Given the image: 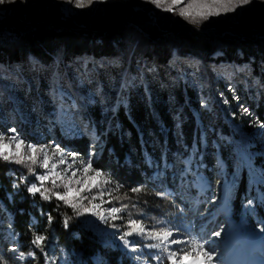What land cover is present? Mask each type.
<instances>
[{
	"label": "trees",
	"instance_id": "obj_1",
	"mask_svg": "<svg viewBox=\"0 0 264 264\" xmlns=\"http://www.w3.org/2000/svg\"><path fill=\"white\" fill-rule=\"evenodd\" d=\"M55 19L57 21L54 22L60 24L59 18ZM261 20L248 27L236 26L206 32L181 26L168 34L148 23L143 24L146 33L126 23L91 32L56 28L44 22L24 30L25 33L16 41L0 46V66L5 71L13 70L16 66L26 71L31 61L44 66L41 73L34 72L25 77L26 80L32 78L33 88L37 81L42 88L39 96H47L49 78L55 68L63 71L75 60L85 57L93 59L88 64L89 72L93 74L88 86L92 90H100L94 97V103L85 107L84 115L95 136L102 141L93 170L99 169L104 177L111 178V183L95 187L81 198L73 196L60 201L54 193L63 194L74 184L57 179L49 171L48 179L38 185L40 191L50 197L45 200L40 193L34 195L28 191L34 175L42 172L36 163L25 160L22 155L9 156L10 160L19 159L21 163L0 158V205L4 208V212L0 209V264H48L56 246L73 251L79 264L89 261L98 250L108 258L109 264H118L117 255H106L104 238L87 223L89 211L95 203L108 201L127 210L119 218L108 219L104 225L117 230L120 236L133 226L130 224L133 220L151 228L161 221L178 218L188 222L194 214L207 213L205 203L198 206L195 213H190L187 202L179 193L168 194L167 189L173 188L171 172L183 169L181 162L187 158L192 166L198 165V172L212 179V171L207 167L213 166L217 156L213 141H217L219 155L225 160L229 171L231 192L228 198L233 216L238 220L243 203L249 200L254 191L243 166L237 177L226 145L229 139L235 143L239 139L237 126L241 122L238 118L231 119L226 108L217 100L211 103L209 111L204 110L199 98V93L203 94L204 91L197 88L190 78L194 67L180 68L174 61L184 59L199 62L201 66L247 68L251 72V79H258L257 86L264 88V25L261 26L264 19ZM27 86L30 85L24 82L21 89ZM118 86L122 87L118 94L119 103L113 105L108 97L110 88ZM13 90L22 102H34L32 96H25L14 85ZM237 92L241 98H245V105L256 123L264 124L263 100L259 99L256 103L249 91L238 88ZM105 105L116 107L111 109L106 120L102 114V106ZM244 128L248 127L244 125ZM205 134L209 136L211 157L200 152ZM89 139L87 135L65 138L59 129L56 130L57 145L83 159L89 154ZM28 142L50 146L51 140L36 141L33 137H27L24 144ZM258 151L254 149L253 153L258 155ZM175 153L180 154V163L175 161ZM199 156H202L200 161ZM254 161L256 165L263 164L262 159L255 158ZM10 169L15 172V179L6 176ZM156 170L163 172L162 177L160 174L154 176ZM137 187L143 190L133 192L132 189ZM207 197L208 193L203 195L204 200ZM262 207L264 204L258 207V211L264 221ZM45 213L54 218L52 223L48 222L49 215ZM32 217L37 218V225L32 224ZM217 221L213 232L218 231L224 223L221 217ZM6 231L12 235L7 241L3 238ZM36 236L45 239L40 246L36 245V259L32 261L27 254ZM132 240L141 242L139 238ZM11 245L17 247L18 253H25L20 262L9 253Z\"/></svg>",
	"mask_w": 264,
	"mask_h": 264
},
{
	"label": "rangeland",
	"instance_id": "obj_2",
	"mask_svg": "<svg viewBox=\"0 0 264 264\" xmlns=\"http://www.w3.org/2000/svg\"><path fill=\"white\" fill-rule=\"evenodd\" d=\"M35 2V6H29L26 10H21L18 4L14 8H10V4H7L8 7L4 6L0 9V40L12 43L22 37L25 33L24 30H29L34 28L35 25L44 22L51 23L56 28H77L91 32L104 31L122 23H126L141 32H146L143 24L148 23L158 29V31L168 34L181 26H189L206 32L214 29H229L236 26L248 27V25L257 24L259 20L264 19V0H252L251 4L238 8L235 12L222 13L219 16L212 15L207 19H203L197 13L215 11L221 9L223 5L216 2V0H181L173 11H163V7L172 5V0H162L161 7H156L149 0H128L125 3L100 4L93 11L83 14H76V12V15L66 18L63 16L59 5H52L47 0H37ZM186 5H191L187 11L192 13L187 18L179 15L180 9L185 8ZM55 17L59 18L60 24L54 22L57 21ZM69 21L71 22L67 24ZM5 27L9 28L10 35L4 34ZM2 45H6V43L2 44L0 42V46ZM91 61H93L92 58L85 57L82 60H75L66 66L63 71H57L55 68L49 78L47 96H39L42 88L39 87L37 81L34 82L35 88H33L31 87L32 78L28 80L25 78L31 76L34 72L41 73L45 69L40 62L31 61L29 64L30 68L26 71L19 66H16L13 70L5 71L4 67L0 66V134L4 136L3 141H0V152L14 157L22 155L25 160L31 162L32 160L29 159L28 155L33 152L29 145L34 146L37 149L34 154L36 156V165L46 174L50 171L49 173H52L57 179H62L60 177L63 174L69 175L72 174L71 172H75L76 169L80 170L82 165L89 159H92L94 163L97 159L98 150L102 146V141L95 136L93 128L84 115L85 107L94 103V97L100 90V88L92 90L88 86V82L93 76L89 72L90 69L88 67ZM174 63L180 68L194 67L193 75H190V78L197 88L204 91L203 94L199 93L201 106L204 110L209 111L211 103L217 100L226 108L231 119L238 118L241 122L237 126L240 133L239 139H237L236 143L229 139L226 145L237 177L240 176L242 166L246 172H248V169L250 170L253 176L250 180L254 191L249 200H245L243 203L242 212L238 220L233 216V212L231 217L228 216L226 218L224 215L228 213L229 207L232 209L228 198L231 192L230 177L226 162L219 155L220 147L217 141H213V145L217 149L214 164L210 168L207 167L208 170L212 171V179L207 178L200 172H196V167L190 168L189 164L191 162L189 159L181 162L180 154L175 153V161L181 162L183 169L171 172L170 176L173 184L171 193H179L183 201L187 202V208L190 213H195L198 206L204 203L207 213L194 214L188 222L180 221L178 218L172 221H161L151 228L144 226L143 222H139L138 224L143 226L145 230H149L148 234H145L147 237H153L159 233V237L154 239L137 235L136 233L139 232V229L136 225L131 226V228L122 233L133 232V235L126 236V239L132 243L125 247L124 242L121 241L120 246L112 248L119 250L121 255H123L122 260H119V264H155V261L161 263V260L164 263L172 264L171 260L168 259L169 254L181 247H191L190 241L192 238H195L200 243H205L206 248H214L217 253L223 243L226 246V251L231 249L234 242L241 245L235 248H242L241 242L233 241L235 234L230 236L231 230L236 231V229L244 234L254 233L260 235L264 240V232L261 231V228H264V221L259 216L258 211V207L264 204V127H260L262 124L256 123L255 117L245 105V98H241L237 92L238 88L243 91H249L251 95L253 94L255 102L258 103L259 99L264 102V88L257 86L258 79H251V72L247 68L243 69L227 65H220L219 67L201 66L199 62L184 59H176ZM178 78H181V75H178ZM24 82L30 86H27L26 89H21ZM13 85L20 92H23L25 96H32L34 102L31 100L22 102L17 94L14 93ZM121 88V86L110 88L108 97L113 105L119 103L118 94ZM60 99H63L61 104L59 102ZM102 107V114L105 120L109 118L111 109L116 108L106 105ZM245 108L248 110L247 113L243 111ZM68 120L71 121L69 126L65 124ZM244 125L248 128H244ZM60 127L61 130L59 129ZM13 129L15 131H12ZM57 129H59L63 137L69 139L77 138V135H87L90 138L87 158L83 159L73 154L69 149L59 147L55 141ZM12 136L23 140L24 143L27 137H33L36 141H44L48 138L51 142L50 146L46 144L37 145L32 142H28L26 145L24 143L18 145L16 142L10 141ZM4 145H7V147H4ZM20 147L24 149L21 154L18 153ZM41 149L43 150L41 151ZM254 149L259 150L257 152L258 155L253 153ZM200 152H205L210 157L213 156L209 147L208 134H205L201 140ZM45 157H47L48 161L47 168L43 167ZM255 158L262 159L263 164L261 166L256 165ZM201 159L202 156H199L198 160L200 161ZM62 160L63 163H61ZM162 161L164 163L163 159ZM247 162L251 166L247 165ZM253 165H255V169ZM159 176L162 177V174ZM106 179L104 175L97 176L93 169L86 175L73 178L70 184L72 183L74 186L69 187L71 191L68 193L67 198L73 196L81 198L84 194L90 193L89 188H91V191L95 188L92 185L95 184L96 187L104 185ZM23 181H25L24 177ZM77 181H80V183H77ZM29 187L31 186L29 185ZM207 193V200H204L203 195ZM249 201H251L250 204ZM101 205L95 203L91 206L87 223L90 228L104 238V243L106 242V245H108L109 242L106 241L108 233L114 229L104 227L105 224L101 223V209H99ZM126 212L127 210L123 209L115 217L119 218ZM218 217L224 220L223 225L218 230L223 229L219 238L211 235L215 224L218 222ZM231 224H234L237 228L231 227ZM165 230L172 231L177 240L185 241L186 243L172 244L170 243L171 238L167 241L163 240ZM115 231L117 232V230ZM3 235H6L3 237L6 241L12 237L7 231ZM138 238L141 242L135 243L132 241V239ZM148 244H159L160 247L148 248L146 247ZM133 246L137 248L136 252L131 251ZM12 247V245L9 247V253L14 260L20 262L22 259L18 258L16 251ZM259 249L264 253V242L260 243ZM57 251L58 248L56 246L53 258L57 255ZM109 251L112 252L113 250ZM179 255L178 253L177 259H179ZM156 257H159V259ZM191 259L192 257H189V260ZM220 260L221 258L217 255L213 264H218ZM72 261L73 264H79L74 259ZM101 261L102 264H109L107 259L103 258ZM93 264L97 263L93 262Z\"/></svg>",
	"mask_w": 264,
	"mask_h": 264
},
{
	"label": "snow or ice",
	"instance_id": "obj_3",
	"mask_svg": "<svg viewBox=\"0 0 264 264\" xmlns=\"http://www.w3.org/2000/svg\"><path fill=\"white\" fill-rule=\"evenodd\" d=\"M6 2H10V0H0V4H4ZM95 2V0H75V7L77 8H85L88 7L90 5H92ZM150 3H153L156 5V7H161V3L162 0H149ZM181 2V0H172V5L168 6V7H163V11H173L174 7L176 5H178ZM216 2L221 3L223 6L221 9H217L215 11H208L207 13L204 12H198L197 15L201 16L203 19H207L209 16L215 15V16H219L222 13L226 14L229 12H235L238 8H242L244 6H247L249 4L252 3V0H216ZM191 5H186L185 8L180 9L179 11V15L187 18L189 16L192 15L191 12L187 11L188 8H190ZM225 103H227V101H225ZM244 113H247L248 110L245 108L243 109ZM260 127H264V124L260 125ZM12 131H15L14 129ZM4 136L3 134H0V141H3ZM10 141L12 142H16L18 145L19 144H23L24 141L23 140H19L16 136H12L10 137ZM4 147H7V145H4ZM29 148L31 149V151L33 152V154H35V152L37 151V149L34 146L29 145ZM43 149H41L42 151ZM0 158H2L5 161H9L12 163H21L22 161L17 159V160H10V157L8 155H4L2 152H0ZM29 159L32 160L33 163L36 162V156L33 155L31 157H29ZM61 163H63V160L61 161ZM92 165H93V161L92 159H89L86 164L83 167V172L87 173L89 170L92 169ZM48 166V161H47V157H45L44 163H43V167L47 168ZM96 175L100 176L103 175V173L99 170L96 169ZM76 174L75 172L72 173V176L74 177ZM37 180H39L40 182H43L45 180L48 179V174L45 175H40L36 177ZM77 183H80V181H77ZM105 183H111V178H107L105 180ZM53 185L55 187V181H53ZM92 187H96V185H92ZM89 191H91V188L88 189ZM142 187H137L132 189L133 192H140L142 191ZM28 191L32 194H36V193H40L41 198L48 200L50 199V197L48 195H45L43 192L40 191V188L37 187L36 184H32L31 187H29ZM71 191V189H68V191L64 192L63 194H61L60 192H56L54 193L55 197L57 200L60 201H66L68 193ZM81 191H83V189H81ZM251 203V201H249V204ZM72 207H74V205H70ZM57 207H59V205H57ZM123 209L121 208H111L110 211L112 213H118L120 211H122ZM101 219H104L103 216L100 217ZM113 218H116L115 216ZM54 218L49 215L48 216V222L51 223L52 220ZM130 224L132 225H136V227L139 229V232L136 233L137 235H140L143 238H157L159 237V233L156 234V236L153 237H147L145 236L144 233V228L143 226L137 224L136 221H130ZM65 227H67V221L64 222ZM223 229H221L220 231H214L211 233L212 236L214 237H221ZM261 231L264 232V228H261ZM133 235V232H127L125 233L123 236L120 237V239L124 242L125 247H128L132 242L127 240L125 237L126 236H131ZM169 238H171L170 243L172 244H185V241H181V240H177L174 237V234L172 231L169 230H165L163 233V240L167 241L169 240ZM45 237L43 236H36V238L32 241L33 244H36L37 246H40L42 244V242L44 241ZM190 245L191 247H181L178 248L176 251H173L169 254L168 259L171 260L172 264H213L214 260L216 259L218 253L217 251L212 248V247H207L205 246V243H200L199 241H197L195 238H192L190 241ZM146 247L148 248H158L160 247L159 244H148L146 245ZM131 251L136 252L137 248L135 246H133L131 248ZM179 255V259H177V256ZM195 253V255H193ZM27 255L31 256L34 255L33 253L29 252ZM20 258H23L25 256V253L20 252L19 253ZM189 257H192L191 260H189ZM157 259H159V257H156Z\"/></svg>",
	"mask_w": 264,
	"mask_h": 264
},
{
	"label": "built area",
	"instance_id": "obj_4",
	"mask_svg": "<svg viewBox=\"0 0 264 264\" xmlns=\"http://www.w3.org/2000/svg\"><path fill=\"white\" fill-rule=\"evenodd\" d=\"M35 1H37V0H10V2H6V3H4V4H0V9L1 8H3L4 6H7L8 7V5L7 4H10V8H14L17 4L19 5V8L21 9V10H26V9H28L29 8V6H35L36 5V2ZM50 4H52V5H59L60 7H61V12H62V14H63V16L64 17H66V18H68L69 16H74V15H76V14H83V13H87L88 11L90 12V11H93V10H95L100 4H104V3H120V2H122V3H125V2H127L128 0H95V2L92 4V5H90V6H88V7H85V8H77V7H75V0H47ZM77 12V13H76ZM76 13V14H75ZM4 34H8V35H10V30H9V28L8 27H5L4 28ZM0 42L2 43V44H7V43H9V42H7V41H2V40H0ZM20 148H22V147H20ZM20 150V149H19ZM73 154H75L74 152H72ZM32 155H34L33 153L31 154V155H28L29 157L30 156H32ZM188 159V158H187ZM31 160V159H30ZM28 161V160H27ZM189 161V160H188ZM86 164V163H85ZM84 164V165H85ZM256 164V163H255ZM84 165H82V167L80 168V170H77L76 169V171H75V176L73 177L72 176V174H69V175H61V177L60 178H62L61 180L63 181V182H65V183H68V184H70V181L73 179V178H76V177H79V176H81V175H86V174H88V172L89 171H91L92 169H93V165H92V169L91 170H89L87 173H85V172H83V167H84ZM247 165H249V166H251L250 165V163L249 162H247ZM189 166H190V168H192V167H196V172H198V165L196 164V165H191V163L189 164ZM253 168L255 169V165H253ZM74 172V171H73ZM73 172H71V173H73ZM159 173L160 174H163V172L161 171V170H156L155 171V173H154V176H157V175H159ZM248 175L250 176V179L253 177L252 176V174L250 173V170L248 169ZM46 173H44V171H42V172H40V173H36L35 175H34V181H32V183H30V186L32 185V184H36L37 185V187H38V185L39 184H42L43 182H40L39 180H37L36 179V177L37 176H40V175H45ZM6 176L7 177H10V178H12V179H15V177H16V174H15V172L13 171V170H9L7 173H6ZM46 181V180H45ZM72 184V183H71ZM172 192V188H169V189H167V193L168 194H174V193H171ZM226 194V193H225ZM224 194V195H225ZM111 208H117V207H114L113 205H111L108 201H106L105 203H103L100 207H99V209H101V216H103L104 217V219H101V223L102 224H106L107 223V221H108V219L110 218V217H112V216H115V215H117L118 213H112L111 211H110V209ZM0 209H1V211L2 212H4V208L2 207V205H0ZM232 209H231V207H229V211H231ZM46 214V216H48L49 214L48 213H45ZM228 214V213H227ZM224 216H226V215H224ZM229 216L231 217L232 216V214H231V212H230V214H229ZM52 222H53V220H52ZM51 222V223H52ZM37 223H38V220H37V218H35V217H32V224H35V225H37ZM148 232H149V230H145L144 229V233L145 234H148ZM9 234V233H8ZM19 236H20V234H19ZM120 235L115 231V230H112V231H110L109 233H108V237H107V239H106V241L107 242H109V244L108 245H106V242H105V249H104V252L106 253V255H109V254H111V255H117V263L119 264V260H122V258H123V255H121V253H120V251L119 250H114V249H112L113 247H115V248H117V246H120L119 244H120V242L122 241L121 239H120ZM133 241V240H132ZM123 242V241H122ZM134 242V241H133ZM106 246H107V248H106ZM223 246V247H222ZM35 248H36V244H33L32 243V245L29 247V252H31V253H33L34 255H31V256H29V258H30V260H35L36 259V254H35ZM57 248H58V251H57V255H55V257L53 258V259H51L50 261H49V263L48 264H73V261H72V259H74L75 260V262H76V254L73 252V251H71V252H68L66 249H64V247H61V246H57ZM12 249L14 250V251H16V255L18 256V258H20V256H19V253H18V251H17V247H12ZM109 250H113L112 252L111 251H109ZM227 251H226V246H225V244L223 243V245H221L220 246V248H219V251H218V256L221 258V260L219 261V263L218 264H228L230 261H229V258H228V256L226 255V254H224V253H226ZM107 259L108 260V258L101 252V250H98L97 252H96V255L95 256H93L89 261H84L83 262V264H93V262H95V263H97V264H102V259ZM20 259H22V258H20ZM99 260V261H98ZM218 261V260H217ZM216 261V262H217ZM108 262H109V260H108ZM155 264H167V263H164V261L163 260H161V263H157L156 261L154 262ZM77 264V263H76Z\"/></svg>",
	"mask_w": 264,
	"mask_h": 264
},
{
	"label": "bare ground",
	"instance_id": "obj_5",
	"mask_svg": "<svg viewBox=\"0 0 264 264\" xmlns=\"http://www.w3.org/2000/svg\"><path fill=\"white\" fill-rule=\"evenodd\" d=\"M62 100L63 99H60L59 101L60 104L62 103ZM70 122L71 121L68 120L66 123H70ZM59 129L61 130V127ZM232 226L237 228V226H235L234 224H231V227ZM233 234H235L233 241L235 240L241 242L243 247L235 248V247H240L241 245L237 242H234L235 244L233 243L231 249H229L225 253L230 261L228 264H264V253H262L261 249H259L260 243L264 242V240L260 235L254 233L244 234L238 229H236V231L231 230V235L230 234L229 235L233 236Z\"/></svg>",
	"mask_w": 264,
	"mask_h": 264
}]
</instances>
